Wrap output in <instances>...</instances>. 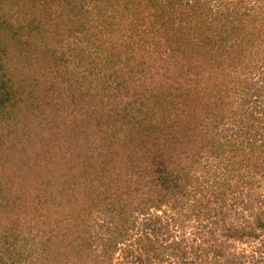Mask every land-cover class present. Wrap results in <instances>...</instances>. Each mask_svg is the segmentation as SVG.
<instances>
[{"label": "trees", "instance_id": "1", "mask_svg": "<svg viewBox=\"0 0 264 264\" xmlns=\"http://www.w3.org/2000/svg\"><path fill=\"white\" fill-rule=\"evenodd\" d=\"M130 1L0 0V264H264V0H133L130 58L193 70L144 91L91 54ZM227 116L258 136L228 148Z\"/></svg>", "mask_w": 264, "mask_h": 264}, {"label": "rangeland", "instance_id": "2", "mask_svg": "<svg viewBox=\"0 0 264 264\" xmlns=\"http://www.w3.org/2000/svg\"><path fill=\"white\" fill-rule=\"evenodd\" d=\"M216 1V0H214ZM228 1V0H227ZM8 2L10 3V0H8ZM16 1L11 2L10 4L16 8ZM133 0L130 1L128 4H124L123 2H120L118 7L116 9H113L114 6H109L107 8L108 12H112L114 10H118L115 12V16L116 18H120L122 17L124 23H120V27L119 28H112V30H110L109 32H111V34L109 36H107V32H103L101 33V37L99 35L97 36V39L94 40V43L99 44L96 48H91V54H93V56L95 57V59L99 60V61H95L93 62V64L95 63V65L97 66L98 64H103L105 63L107 66L108 64L111 65L112 67L116 68V70H118L116 72V77L113 79V77L110 75V78L108 79H113L115 84H118V81H120V79H122V84L123 85H130V88H138L141 89L142 91H144L146 88L147 90L149 88H158L161 87L162 85H164L165 87L167 86V80L170 79H174V77L178 78V79H182V78H186V77H190V74L192 73L191 69L189 68V65L187 64H182L180 61V64H173L171 62L172 59H170L169 61V65L167 67L166 70L160 68V63H159V68L158 69H153L152 65H148V64H139L137 65L136 61H134L135 59L130 58V51H132L135 47V40L138 38L139 33L137 31H134V27H137V29L140 28H145L142 27L143 25H145V23L147 24L146 26H149L150 24V19L152 17H149V14L147 11H145L144 9H140V12L138 14L137 17L140 16H146L145 18H143V20H139V22L136 24V26L134 25V22L136 20H138V18H135V21H133L132 19H134L133 14L131 13L132 10V5H133ZM99 4V3H98ZM121 4L124 6V11H122L121 9ZM104 5V3H103ZM147 10V9H146ZM91 13H94L93 11ZM10 13H8V15H10ZM95 14V13H94ZM79 19V18H77ZM11 20L15 21V18H11ZM121 21V22H123ZM25 20L22 19L21 24H25ZM19 23V22H16ZM14 23V24H16ZM142 23V24H139ZM84 26L88 27V23H86ZM116 26V24H114V27ZM100 28H103V25H101ZM199 34L201 33V31L198 32ZM9 34V39H15V35ZM51 34V33H50ZM50 34H48L47 36H49ZM127 35H129V37H127ZM94 36H92L91 38H93ZM98 40V41H96ZM7 41V40H6ZM85 42L83 43V47L85 48V46H89L90 44H88L87 40H84ZM138 42H141L140 39H137ZM10 42V40H9ZM100 45H102L103 47H105L107 49V52L102 51V48L100 47ZM111 46V49L108 46ZM90 47H92V45H90ZM110 50L113 51V53L111 54ZM171 52H173L174 55L178 56L180 55L179 50H171ZM110 55V59L107 60V56ZM171 54V53H170ZM52 55V54H51ZM168 56V55H167ZM54 57V55H53ZM56 58V57H54ZM112 58V60H111ZM45 61V60H44ZM99 66V65H98ZM97 66V67H98ZM9 67V66H7ZM96 67V70L99 71V68ZM102 70H107V69H102ZM101 73V72H100ZM169 78V79H168ZM257 78V75L254 77ZM121 83V82H120ZM47 85L52 86V89L50 90V92L52 93V95L57 94L58 96L56 98H65L67 96V94L69 96H71V91H70V82L68 81H64V78L61 76H55L53 75L51 81L47 82ZM141 87V88H140ZM84 88V87H82ZM144 89V90H143ZM13 88L11 89V92H13ZM30 90V87H27V91ZM113 90L115 91V94L117 95V98L120 97H124V92H120L118 87L113 88ZM253 89H251L250 92H252ZM119 94V95H118ZM207 92H205V96H207ZM108 95H109V91H108ZM107 97V95H106ZM111 95L109 96V98L111 99ZM144 98V97H143ZM182 97H178V99H172V98H168V99H172V100H176L179 102H183V103H187L188 98L186 99H181ZM128 99V101H132L134 102L133 107H144L143 106V100L145 99H130V98H125ZM167 99V100H168ZM124 100V98L122 99ZM243 101H244V107H246L248 110L251 109L253 111H258L260 113V107L264 108V103L263 105H260L261 103V98L255 100L253 96H249L246 95L243 97ZM170 104L167 103V106H169ZM85 108L80 110V112L82 114H85ZM70 110L67 109V112H69ZM75 111V110H74ZM78 112V110H77ZM222 119V124H221V128L223 127L225 130H219V133L222 132V137L220 138V141H231L233 139L232 142L226 143V146L228 148L231 147V149L234 150V148H238L241 139H245L247 138V136H250L251 138L253 137H257L258 133H255L256 130H239V126L241 127L242 124H237V118L233 117V116H227L226 118L221 117ZM48 123V122H47ZM49 124V123H48ZM45 128V127H44ZM53 128V127H52ZM47 130H52L50 127L47 126V128H45ZM237 129V130H236ZM262 131V130H261ZM235 141V143H234ZM243 145L246 144V142L244 141L242 143ZM236 145V146H235ZM241 208L237 207V211H239ZM215 226H218L217 224H214ZM214 225H211L209 227L215 228ZM204 228H201V233H203ZM215 232L213 233V235L218 236V230L214 229ZM199 236H194V239L197 238ZM32 247H34V245L32 244V242L29 243ZM259 245V243H255V242H244L240 245V249L243 248V250L245 251H250L253 253H256V251H254L257 246ZM31 254H33L31 252V250H29L28 254V258H27V262L28 260H31ZM251 256L247 257L248 260L250 259ZM246 260V261H248ZM250 264H253V262H250Z\"/></svg>", "mask_w": 264, "mask_h": 264}]
</instances>
